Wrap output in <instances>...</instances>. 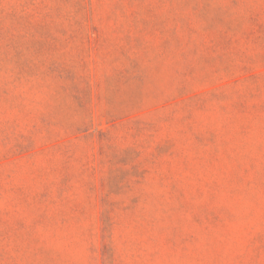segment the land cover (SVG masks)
<instances>
[{
    "label": "rangeland",
    "instance_id": "374dc122",
    "mask_svg": "<svg viewBox=\"0 0 264 264\" xmlns=\"http://www.w3.org/2000/svg\"><path fill=\"white\" fill-rule=\"evenodd\" d=\"M0 264H264V0H0Z\"/></svg>",
    "mask_w": 264,
    "mask_h": 264
}]
</instances>
